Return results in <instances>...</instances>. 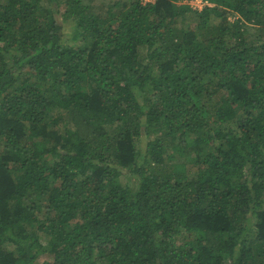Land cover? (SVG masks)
<instances>
[{"label": "trees", "instance_id": "trees-1", "mask_svg": "<svg viewBox=\"0 0 264 264\" xmlns=\"http://www.w3.org/2000/svg\"><path fill=\"white\" fill-rule=\"evenodd\" d=\"M185 1L0 0V264H264V0Z\"/></svg>", "mask_w": 264, "mask_h": 264}, {"label": "rangeland", "instance_id": "rangeland-1", "mask_svg": "<svg viewBox=\"0 0 264 264\" xmlns=\"http://www.w3.org/2000/svg\"><path fill=\"white\" fill-rule=\"evenodd\" d=\"M88 4L89 6L92 8L93 12L95 15H100L101 17H105L107 14V9L109 6H112L114 4H120L121 6H119L120 10L122 8H124V4L128 3V0H88ZM143 3H147L146 0H140ZM152 1V0H150ZM156 1V0H154ZM153 3V2H152ZM185 3H188L191 7H193L196 10H202L207 4L206 2L202 1V0H191V1H185ZM238 19V17L235 14H230L229 15V21L233 24L236 20ZM68 24H66L67 26ZM245 30V37L248 40H256L257 38H259V36H263L264 35V30L258 29L255 26L252 25H246ZM56 113V112H55ZM228 128H230L229 124H226ZM206 151H209V148L207 149L206 147ZM179 162L178 160L175 161V163ZM120 183L122 185H131V181L128 177H121L120 178ZM29 230V227H28ZM45 261H49L48 256H41L38 258L37 263L38 264H42Z\"/></svg>", "mask_w": 264, "mask_h": 264}, {"label": "built area", "instance_id": "built-area-1", "mask_svg": "<svg viewBox=\"0 0 264 264\" xmlns=\"http://www.w3.org/2000/svg\"><path fill=\"white\" fill-rule=\"evenodd\" d=\"M147 3H152V2H155L154 0L150 1V0H146Z\"/></svg>", "mask_w": 264, "mask_h": 264}]
</instances>
